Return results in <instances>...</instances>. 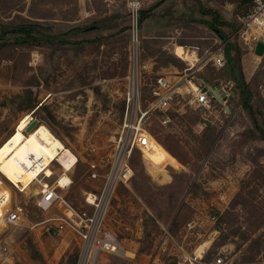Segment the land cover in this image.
<instances>
[{"label": "rangeland", "instance_id": "1", "mask_svg": "<svg viewBox=\"0 0 264 264\" xmlns=\"http://www.w3.org/2000/svg\"><path fill=\"white\" fill-rule=\"evenodd\" d=\"M238 1L142 0L143 56L157 65L170 57L183 68L168 65L177 72L162 71L165 77L189 74L190 62L173 53L176 45L195 51L199 60L205 50L229 48L242 69L245 93L225 69L197 59L188 78L218 81L232 93L227 101L209 108L189 105V88L182 81L176 86L180 95L166 113L169 123L160 122L158 111L148 116L151 149L143 158L133 153V178L129 186L117 187L105 221L128 252L105 254L100 264H190L197 246L209 240V250L195 264H210L220 251L228 264H264V56H256L239 38L235 16L243 9ZM27 22H38L30 35L24 31ZM128 26L122 7L109 11L99 0H0V34L5 32L0 39V145L24 115L44 124L78 160L66 172L72 181L68 191L58 189L78 208L82 191L98 187L101 180L88 177L86 162L111 152L110 140L123 119ZM169 80L175 84L180 78ZM28 82L38 83L30 89L41 107L21 112L15 96ZM141 94L143 108L149 100L147 86ZM248 94L257 126L243 106ZM194 119L197 124L191 123ZM207 125L214 136L210 148L204 146ZM152 164L160 173L156 177L148 170ZM49 169L50 177L40 175L24 191L0 176L5 185L0 193L9 191L11 203L24 209L29 223L57 213L36 207L43 184L55 186L64 172L56 161ZM218 192L227 206L216 215ZM214 214L217 221L211 224L207 217ZM190 220L197 222L193 232L183 227ZM34 252L40 260L31 257ZM0 258V264H74L76 249L70 234L47 233L42 225L32 231L0 225Z\"/></svg>", "mask_w": 264, "mask_h": 264}, {"label": "built area", "instance_id": "2", "mask_svg": "<svg viewBox=\"0 0 264 264\" xmlns=\"http://www.w3.org/2000/svg\"><path fill=\"white\" fill-rule=\"evenodd\" d=\"M108 9L123 7L129 21V44H128V71L126 79L128 81L126 92L123 96L124 115L119 125L116 135L110 140L111 152L106 156L86 162L88 177L91 180H100V185L92 190L82 191L81 207H75L69 202L60 191H68L72 181L65 172L68 182L60 185L59 178L56 179L55 186L43 184L41 196L36 201V207L40 211H55L56 215L47 217L38 224L29 223L24 209L20 205L11 203L10 198L5 196L0 201V225L25 228L32 231L35 227L42 225L45 232L54 231L58 234H70L76 249V259L74 264H100L102 256L105 254L124 256L128 252L124 249L122 240L116 232L106 227L105 221L115 197L116 189L119 185L129 186L133 178L131 160L134 152H138L143 158L144 154L150 151L149 138L152 137L145 128L148 116L155 111L162 115L161 123H169L167 112L173 109V104L179 92L176 86L186 82L191 95L188 104L196 108H209L210 104L217 102L208 91H202L203 87L216 88L219 95L224 97V103L231 96V92L225 89L218 81L206 84L202 80L188 78L192 74L191 70L195 65L190 64V68L184 73L180 80L173 84L167 77L160 73L156 61L149 57H144L139 47V17L142 10V0H100ZM235 20L239 26V38L243 44L247 45L254 52L256 43L264 45V0H251L249 8L237 14ZM225 51L219 48L215 51L205 50L197 63H211L217 70H226ZM190 83L196 86V90L190 89ZM148 87L149 100L147 105L141 108L142 87ZM223 104V103H222ZM223 113L228 116V107H223ZM91 153H95V148L91 146ZM77 161L72 168L75 167ZM58 189L60 191H58ZM66 194V192L64 193ZM219 204L216 205L217 213L223 211V206H227V200L223 193L218 192ZM216 215L207 217L208 222L215 224ZM187 232L195 231L197 222L190 220L184 224ZM125 230H128L125 228ZM199 230L196 235L199 237ZM210 236H208L209 238ZM210 241L201 242L195 249L192 262L198 263L207 253ZM223 256V252H218L210 264H228ZM1 260V258H0Z\"/></svg>", "mask_w": 264, "mask_h": 264}, {"label": "bare ground", "instance_id": "3", "mask_svg": "<svg viewBox=\"0 0 264 264\" xmlns=\"http://www.w3.org/2000/svg\"><path fill=\"white\" fill-rule=\"evenodd\" d=\"M173 53L176 57L192 64L197 60L195 51L179 45L174 47ZM191 86L196 90L195 85L191 84ZM191 86L190 89L193 90ZM30 120V114L24 115L15 125L10 136L0 145V176L19 191L27 189L40 175L45 178L50 177L52 172L49 168L53 161H56L66 173L72 169L77 160L44 124H38L34 130L24 134ZM148 170L154 177L160 174L153 164L148 166ZM67 182L68 179L60 175L59 184L63 185ZM0 186L5 187L1 180ZM9 195L8 190H3L0 193V201H3L5 196L9 199Z\"/></svg>", "mask_w": 264, "mask_h": 264}, {"label": "trees", "instance_id": "4", "mask_svg": "<svg viewBox=\"0 0 264 264\" xmlns=\"http://www.w3.org/2000/svg\"><path fill=\"white\" fill-rule=\"evenodd\" d=\"M250 2L251 0H239L238 1V8L239 9H243V12H245L249 6H250ZM211 14H215V12H211ZM143 14H144V11H140V17H139V25L142 23V20H143ZM214 19L215 21L217 22L218 21V16L217 14L214 15ZM43 19V18H41ZM38 22H27V25H28V29L24 30L25 32H29V35H30V29H33L35 28V26H37ZM1 29V27H0ZM77 30L79 32H83L84 29L83 28H77ZM5 34V32L3 31L2 34H0V39L2 38V36ZM28 35V37H29ZM27 40L23 39V40H20V42H26ZM225 54L227 56L230 55V51H229V48H226L225 49ZM230 57V60H235L234 58H231ZM168 65H171L173 67H176L180 70H182L183 68L180 67V65H178L176 63L175 60H173V58H170L168 57V60H165L164 62H160V65H158L159 67H167ZM227 71V70H226ZM228 73V72H227ZM34 85H38V83H34V82H28L27 83V87L25 90H23L20 94L16 95V100L18 102V110L21 111V112H24V111H27V112H31L32 110H34L35 108L36 109H39L41 106L38 107V101H37V98H36V95L33 94L32 90L30 89L31 87H33ZM240 90H241V93L242 95L245 93V86L242 85L240 87ZM249 94L246 95L245 99H244V102H243V106H244V109L248 112V114L251 116L252 120H253V123L257 126V124L255 123L254 121V118H253V113H252V108L251 106H249ZM191 123H194V124H197L198 123V120L197 119H194L191 121ZM261 131V130H260ZM262 133V131H261ZM204 146H206L207 148H210L212 143L214 142V136H213V130L211 129V126L210 125H207L206 126V131L204 133ZM262 141L264 142V135L262 133ZM31 257L34 259V260H40V255L38 254V252H34L33 254H31Z\"/></svg>", "mask_w": 264, "mask_h": 264}, {"label": "water", "instance_id": "5", "mask_svg": "<svg viewBox=\"0 0 264 264\" xmlns=\"http://www.w3.org/2000/svg\"><path fill=\"white\" fill-rule=\"evenodd\" d=\"M254 54L256 56L259 57H263L264 56V45L261 42L256 43V46L254 48ZM225 63H226V70L228 72V75L230 76V78L234 81V82H238L240 80V76H239V68L238 67H234L235 62L230 60V57L226 55L225 57ZM234 74V76H233ZM219 88H207L206 86L203 87L202 91H208L210 92L213 97L217 100V102L219 103H224V97L222 95L218 94ZM35 111V110H34ZM34 111L32 112V114L34 113ZM38 125V121L36 119H33L31 117L30 123L28 124V126L25 128L24 133L28 134L29 132H31L32 130H34V128Z\"/></svg>", "mask_w": 264, "mask_h": 264}, {"label": "flooded vegetation", "instance_id": "6", "mask_svg": "<svg viewBox=\"0 0 264 264\" xmlns=\"http://www.w3.org/2000/svg\"><path fill=\"white\" fill-rule=\"evenodd\" d=\"M231 61H234V62H235L234 67H238L239 70H240V71H239L240 80H239L237 83L234 82V83H235V86H236L237 88H240V87L243 85L242 69H241L240 66L238 65L237 60H231ZM233 76H234V74H233Z\"/></svg>", "mask_w": 264, "mask_h": 264}, {"label": "crops", "instance_id": "7", "mask_svg": "<svg viewBox=\"0 0 264 264\" xmlns=\"http://www.w3.org/2000/svg\"><path fill=\"white\" fill-rule=\"evenodd\" d=\"M100 1V0H99ZM120 8V7H119ZM123 8V7H122ZM115 9H118V8H115ZM115 9H108L109 11H111V10H115ZM124 9V8H123ZM125 14H126V12H125ZM196 53V52H195ZM152 59H154V58H152ZM197 61V60H196ZM194 63V62H193ZM191 65H193L192 63H190ZM189 64V65H190ZM159 69H160V73H162V71H166L168 68L167 67H159ZM172 70V71H175V72H177L176 71V69H174V68H170L169 67V69L168 70ZM189 69V68H188ZM187 69V70H188ZM182 73V72H181ZM163 74V73H162ZM183 75V74H182ZM168 79H170V78H181V76L180 77H167Z\"/></svg>", "mask_w": 264, "mask_h": 264}]
</instances>
